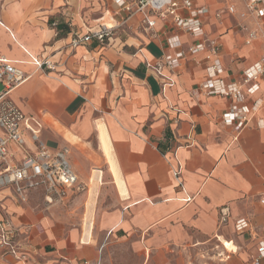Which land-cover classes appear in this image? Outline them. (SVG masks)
<instances>
[{"label": "crops", "instance_id": "obj_1", "mask_svg": "<svg viewBox=\"0 0 264 264\" xmlns=\"http://www.w3.org/2000/svg\"><path fill=\"white\" fill-rule=\"evenodd\" d=\"M193 1L210 9L204 26L222 45V80L241 84L243 70L264 56V38L247 45L240 27L255 22L214 15L233 2L242 10L241 0ZM150 16L153 27L115 0H0V56L30 74L11 99L43 123L52 148H70L79 178L52 203L41 188L27 201L0 189V219L13 227L0 264H254L264 227V80L254 95L243 85L246 103L261 106L241 129L222 121L231 100L201 87L215 57L209 50L166 67L175 83L164 90L148 64L175 54L170 37L183 49L197 38ZM103 24L114 26L105 42L72 46ZM29 54L55 68H37ZM23 157L16 149L15 161ZM224 206L230 216L221 224ZM242 217L252 227L239 232ZM210 246L218 253H192Z\"/></svg>", "mask_w": 264, "mask_h": 264}, {"label": "built area", "instance_id": "obj_2", "mask_svg": "<svg viewBox=\"0 0 264 264\" xmlns=\"http://www.w3.org/2000/svg\"><path fill=\"white\" fill-rule=\"evenodd\" d=\"M120 7L143 16V23L153 27L156 23L151 14L161 18H171L180 29L197 38L187 49L182 48V42L177 36L168 39L169 46L175 49V54H165L155 65L148 64L163 79L162 87L173 85V77L164 72L166 67L175 69L180 66L181 59L186 54L195 55L209 50L215 57L208 67V78L202 84V89L209 94H218L231 100L227 111L222 115V121L227 125H236L244 128L250 121L253 112L261 106L256 100L251 106L246 103V93L256 94L260 90L261 80H264V56L247 66L242 72V83L236 81L226 84L221 74L224 70L219 57L222 45L206 34L204 18L210 14V9L205 5H195L193 0H115ZM244 8L239 10L237 3L233 2L217 10L214 15L221 19L223 14H238L244 21H254L256 27L249 28L240 24L243 31L247 32L245 43L251 45L259 38H264V0H241ZM114 26L103 24L96 29H90L84 35H76L71 40L72 46L88 43L94 39L105 42L112 36ZM30 55V61L39 69L53 70L54 62L48 58ZM30 74L25 72L16 62L0 56V189L11 188L13 197L17 200L27 201L33 189H44L45 198L52 203L65 196L68 189L78 185V175L70 160V148L66 145L52 148L41 137L43 123L35 117L26 114L11 99L13 91L22 85ZM246 86V93L243 90ZM14 146V148H13ZM16 149L24 155L20 163L15 161ZM182 172L181 165L174 170L179 179ZM180 182V181H179ZM181 184V182H180ZM188 197L187 200H190ZM264 205V197L261 199ZM230 209L228 206L221 208L220 222L228 221ZM235 227L242 232L251 229L252 224L248 218L236 219ZM13 227L7 220L0 219V244L11 245ZM260 253L254 264H261L264 258V227L260 240ZM12 251L15 252L14 248ZM25 257V256H23ZM100 264V263H97Z\"/></svg>", "mask_w": 264, "mask_h": 264}, {"label": "rangeland", "instance_id": "obj_3", "mask_svg": "<svg viewBox=\"0 0 264 264\" xmlns=\"http://www.w3.org/2000/svg\"><path fill=\"white\" fill-rule=\"evenodd\" d=\"M226 1L227 0H215V2H216V5H218V6H222V5H224L225 3H226ZM262 49H263V47H264V42H262ZM0 88H1V85H0ZM228 241V240H227ZM225 244V246L227 247V248H233L232 247V243H230V244H226V243H224ZM193 254H202V253H206V254H212V255H214V254H217L218 253V251H217V248L216 247H214V246H210V247H208V248H206V249H203V250H198V251H193L192 252ZM223 257H225L224 255H223Z\"/></svg>", "mask_w": 264, "mask_h": 264}, {"label": "bare ground", "instance_id": "obj_4", "mask_svg": "<svg viewBox=\"0 0 264 264\" xmlns=\"http://www.w3.org/2000/svg\"><path fill=\"white\" fill-rule=\"evenodd\" d=\"M223 242L226 243V244H227V243L230 244V242L227 241V240H225V239H223Z\"/></svg>", "mask_w": 264, "mask_h": 264}]
</instances>
